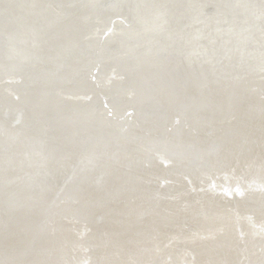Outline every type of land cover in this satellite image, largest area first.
Returning a JSON list of instances; mask_svg holds the SVG:
<instances>
[{
	"label": "water",
	"instance_id": "obj_1",
	"mask_svg": "<svg viewBox=\"0 0 264 264\" xmlns=\"http://www.w3.org/2000/svg\"><path fill=\"white\" fill-rule=\"evenodd\" d=\"M132 1L0 0V264L155 259L209 221L264 264V0Z\"/></svg>",
	"mask_w": 264,
	"mask_h": 264
},
{
	"label": "bare ground",
	"instance_id": "obj_2",
	"mask_svg": "<svg viewBox=\"0 0 264 264\" xmlns=\"http://www.w3.org/2000/svg\"><path fill=\"white\" fill-rule=\"evenodd\" d=\"M104 34V33H103ZM94 71V70H93ZM91 76H93L91 74ZM91 79V77H90ZM129 109L123 111L120 116L124 119H128L130 115H126L125 112ZM106 114L109 112L105 111ZM264 185V184H262ZM237 188V182H233L232 184H225L220 183V186L217 188V190L221 193H230L232 190H235ZM224 214L226 215L225 218L229 220V224L233 227L232 233L233 237L238 238V234L241 233V230H237V227L239 226V218L235 217L233 213H231V208L222 209V211H226ZM212 218H215L213 216ZM212 226L203 228L205 231L200 232V234L197 232L199 237H196L190 233H181V235H177L175 231H168V232H159L158 237H151L150 239L143 242V249L151 251L153 255H155V259L151 255L146 256V258L140 259L137 257L136 254H133L135 251L131 252H125L121 253V246L118 245L117 249L110 248L107 250L106 253L103 255L106 256L110 252L112 254L115 253V250L117 253H121L123 255L119 254V257L116 261L113 262H105V264H169L170 258L174 257L173 261L171 260L172 264H234L233 262H230L232 258H229V256H224L221 252L213 253L212 249L214 248L213 241L218 236H226L227 232H224V228H222L223 225H219L217 223H213V221H209ZM76 236L79 235V230L76 225L73 228H70ZM245 231L248 233H253L251 231H260L264 233V220H257L255 222L251 223V226L249 228H246ZM215 236V237H214ZM213 237V238H212ZM196 238V239H195ZM239 239V238H238ZM178 240V242H177ZM218 241L220 242H227L226 238H220ZM252 241V240H251ZM261 242L255 243L254 245V253H261V255H252L254 259L258 256L264 257V252L261 250L264 248V238L262 240H259ZM200 243V244H199ZM236 244V242H235ZM224 246V245H221ZM232 249H235L236 251V261L237 263L239 261V254L241 252H244V249L242 250V247L238 246L237 248L231 247ZM119 250V252H118ZM196 254V259H191L190 255H193V252ZM156 253V254H155ZM190 254V255H189ZM87 257V255H85ZM85 256H79L78 259L75 261L79 264H83L85 262ZM244 257V256H243ZM241 258V257H240ZM247 258L246 263L245 260L240 262V264H251L250 260ZM157 260V261H156Z\"/></svg>",
	"mask_w": 264,
	"mask_h": 264
},
{
	"label": "rangeland",
	"instance_id": "obj_3",
	"mask_svg": "<svg viewBox=\"0 0 264 264\" xmlns=\"http://www.w3.org/2000/svg\"><path fill=\"white\" fill-rule=\"evenodd\" d=\"M126 1V0H125ZM128 1V0H127ZM129 3H133V1L132 0H129ZM105 10H107V11H109L110 9L107 7V8H105ZM124 18L121 16V18L120 17H113L112 19H111V21L109 20L108 21V23H111L112 24V26H113V24H116V23H120L121 25H125V20H123ZM118 29H119V26H118Z\"/></svg>",
	"mask_w": 264,
	"mask_h": 264
}]
</instances>
